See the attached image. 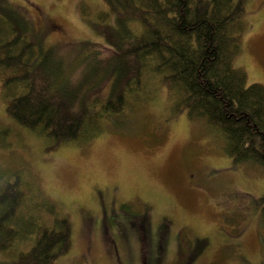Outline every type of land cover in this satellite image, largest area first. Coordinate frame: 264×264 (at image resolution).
<instances>
[{"label": "rangeland", "instance_id": "obj_1", "mask_svg": "<svg viewBox=\"0 0 264 264\" xmlns=\"http://www.w3.org/2000/svg\"><path fill=\"white\" fill-rule=\"evenodd\" d=\"M100 1L9 0L31 21L32 37L73 61L81 41L104 40L95 29ZM245 5L236 65L247 85H264V0ZM148 88L151 96L140 91L122 117L101 121L94 139L51 150L7 113L0 96V164L29 167L40 192L70 217L72 247L61 262L264 264V165L233 164L220 129L187 109L177 114L156 80ZM25 204L16 214H44L32 200Z\"/></svg>", "mask_w": 264, "mask_h": 264}, {"label": "trees", "instance_id": "obj_2", "mask_svg": "<svg viewBox=\"0 0 264 264\" xmlns=\"http://www.w3.org/2000/svg\"><path fill=\"white\" fill-rule=\"evenodd\" d=\"M4 2L0 96L7 113L49 150L94 139L101 121L122 117L140 91L149 98L156 80L177 114L187 109L222 131L233 164L264 165V85H247L236 65L247 30L245 0H101L95 29L104 40L81 41L76 61L44 48L30 35L27 15ZM37 184L29 167L0 164V264H63L72 247L68 213ZM28 200L44 214H16Z\"/></svg>", "mask_w": 264, "mask_h": 264}, {"label": "bare ground", "instance_id": "obj_3", "mask_svg": "<svg viewBox=\"0 0 264 264\" xmlns=\"http://www.w3.org/2000/svg\"><path fill=\"white\" fill-rule=\"evenodd\" d=\"M17 122V121H16Z\"/></svg>", "mask_w": 264, "mask_h": 264}]
</instances>
